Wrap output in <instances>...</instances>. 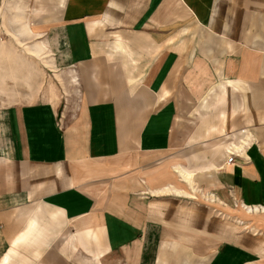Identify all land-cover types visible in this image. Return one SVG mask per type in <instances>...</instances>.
<instances>
[{
    "label": "crops",
    "instance_id": "crops-1",
    "mask_svg": "<svg viewBox=\"0 0 264 264\" xmlns=\"http://www.w3.org/2000/svg\"><path fill=\"white\" fill-rule=\"evenodd\" d=\"M23 21L0 39V264H264V0Z\"/></svg>",
    "mask_w": 264,
    "mask_h": 264
},
{
    "label": "rangeland",
    "instance_id": "rangeland-1",
    "mask_svg": "<svg viewBox=\"0 0 264 264\" xmlns=\"http://www.w3.org/2000/svg\"><path fill=\"white\" fill-rule=\"evenodd\" d=\"M26 6L27 0H0V39H15L19 32L30 33L23 26Z\"/></svg>",
    "mask_w": 264,
    "mask_h": 264
},
{
    "label": "built area",
    "instance_id": "built-area-1",
    "mask_svg": "<svg viewBox=\"0 0 264 264\" xmlns=\"http://www.w3.org/2000/svg\"><path fill=\"white\" fill-rule=\"evenodd\" d=\"M244 131V130H242ZM235 153L234 152H230L227 159H226V163H232L234 161V158H235Z\"/></svg>",
    "mask_w": 264,
    "mask_h": 264
}]
</instances>
